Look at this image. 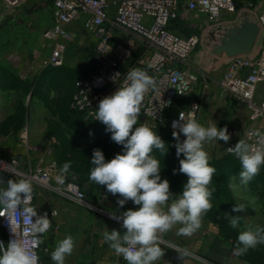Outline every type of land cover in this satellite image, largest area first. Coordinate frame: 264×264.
Returning a JSON list of instances; mask_svg holds the SVG:
<instances>
[{
  "label": "rangeland",
  "instance_id": "1",
  "mask_svg": "<svg viewBox=\"0 0 264 264\" xmlns=\"http://www.w3.org/2000/svg\"><path fill=\"white\" fill-rule=\"evenodd\" d=\"M239 1L241 15L234 16L236 33L247 25H256L253 14L244 13V0L241 4ZM51 24V8L46 5L36 8L28 3L7 14L0 26V160L5 165L16 159L27 175L46 174L55 189L75 186L98 204L111 193L106 186L89 179L90 169L94 167L93 150L101 149L110 161L123 153V146L111 139V133L106 132L102 122L89 121L69 109L76 78L81 72L92 70L95 63L96 41L84 34L79 23L74 28L75 40L67 44L63 65L54 67L51 63L53 43L44 38V31ZM200 24H204V19L190 13L187 21L179 22L178 27L183 34H200L203 30ZM223 30L230 34L231 29ZM213 35L215 39L211 35L204 37L191 56L190 66L196 77L193 93L177 102L156 130L168 144L169 151L163 154L154 150L153 155L164 165L162 178L170 181L171 191L176 195L182 192L188 180L186 174L173 172L179 169L180 159L184 158L183 155L177 157V140L173 137V132H178L173 122L179 121L181 112L186 116L195 113V119L205 126L213 122L221 128L227 126L236 133L237 143L246 140L244 133L255 126L250 119L252 109L248 101L224 86V73L234 56L215 50L229 36ZM113 42L115 47L129 50L134 61L144 54L147 58L150 55L141 38L123 30L116 31ZM229 143L231 139L227 143L215 140L205 144L210 164L217 170L210 186L215 192L213 206L204 215L202 226L192 241L199 256L217 264H264V245L250 249L243 256L233 255L241 231L264 226V166L246 187L234 191L229 185L239 183L241 164L234 154L226 151ZM67 161L72 164L70 173L65 183L59 184L55 177ZM37 187L42 188V185L37 183ZM114 196L122 198L119 194ZM249 197H258L254 208L239 213L232 211L236 203H247ZM128 204L132 209L137 207L132 201ZM227 215L241 217L237 228L231 227Z\"/></svg>",
  "mask_w": 264,
  "mask_h": 264
},
{
  "label": "clouds",
  "instance_id": "2",
  "mask_svg": "<svg viewBox=\"0 0 264 264\" xmlns=\"http://www.w3.org/2000/svg\"><path fill=\"white\" fill-rule=\"evenodd\" d=\"M150 89L159 90L155 78L145 70L132 68L120 88L103 98L94 112L95 120L106 126L111 139L123 146V153L109 161L101 149H94L91 158L94 167L90 169L89 179L106 186L112 195L119 194L122 198L117 203L121 208L129 201L137 206L122 215L112 213L113 219L122 221L123 234L116 229L103 233L110 249L127 264H157L165 255V249L160 245L161 234L176 228L178 235L192 236L201 228L204 215L213 206L215 188L210 186L217 171L210 164L211 157L205 144L215 140L227 143L231 139L227 126L221 128L215 122L205 126L191 113L187 116L180 113L179 121L173 122V128L178 127L179 132L174 131L173 137L177 140V157L183 155L184 158L180 159L179 169L173 172L186 174L188 180L182 192L176 195L171 191L170 181L162 178L164 165L153 155L154 150L166 154L168 144L153 128L138 125L141 104ZM181 133L186 137L183 142L179 141ZM245 135L254 141L241 139L226 150L241 164L239 183L229 185L234 191L246 187L264 166V131L251 129ZM71 166V161L62 165L55 177L59 184L65 183ZM8 167L4 165L5 169ZM6 185L0 188V217L6 218L15 238L7 244L0 241V264H38L36 249L52 222L47 212L41 215L31 204L34 188L30 179H10ZM257 200L258 197H249L247 203H236L232 211L239 213L254 208ZM52 215H55L54 211ZM226 218L233 229L239 226L241 217L227 215ZM258 245H264V226L249 227L239 233L233 255L243 256ZM74 248L72 235L58 241L51 252L54 264H66V257ZM188 254L184 250L183 255Z\"/></svg>",
  "mask_w": 264,
  "mask_h": 264
},
{
  "label": "built area",
  "instance_id": "3",
  "mask_svg": "<svg viewBox=\"0 0 264 264\" xmlns=\"http://www.w3.org/2000/svg\"><path fill=\"white\" fill-rule=\"evenodd\" d=\"M28 3L36 8L42 5L51 8L52 24L46 27L44 38L53 43L51 63L54 67L63 65L67 44L75 40L74 28L79 23L84 34L96 41L95 63L92 70L78 75L70 110L82 114L89 121L100 122L95 120L94 115L100 101L120 88L129 70L140 68L155 78L159 90L150 89L145 94L138 114V125L146 124L154 131L165 122L177 101L193 93L196 77L190 59L195 49L204 37L211 35L215 39L213 33L224 35V28L230 30L236 27L234 16L237 13V16L241 15L235 0H0V26L7 14ZM243 9L244 13L253 14L259 31L250 51L231 59L224 73V86L251 105L250 119L256 125L249 130L259 128L264 131V0H246ZM190 13L204 19V24L199 25L202 33L183 34L180 27L175 28L179 22L187 21ZM118 30L141 38L147 45L146 53H150L148 58L144 54L133 62L129 50L115 47L113 39ZM261 89L263 93L256 104V95ZM191 114L195 118V113ZM229 133V147H234L237 143L234 140L236 133L231 130ZM245 138L249 142L254 141V138ZM184 139L186 137L181 133L180 142ZM6 165L9 166L7 169L0 160V171L7 173L10 179L28 178L32 181V205L36 198V178L49 183L44 188H53L50 177L46 174L27 175L16 159ZM67 189L77 201L85 202V195L77 187ZM53 211L51 215L55 218L58 211ZM13 238L6 218L0 217V241L7 244ZM36 251L38 264H42L43 258L51 253V248L41 242Z\"/></svg>",
  "mask_w": 264,
  "mask_h": 264
},
{
  "label": "crops",
  "instance_id": "4",
  "mask_svg": "<svg viewBox=\"0 0 264 264\" xmlns=\"http://www.w3.org/2000/svg\"><path fill=\"white\" fill-rule=\"evenodd\" d=\"M228 35L229 31L225 32L224 36ZM262 93L263 89L257 93L256 104L259 103ZM38 164L39 162L36 163ZM9 178L7 173L0 171V188H4V183ZM35 192L33 206L41 215L47 212L52 222V227L42 237L43 244L49 245L52 252L57 242L67 235H72L75 239L74 251L66 257V264H127L122 257L117 256L114 250L110 249L108 242L103 239V233L116 229L123 234L125 229L122 228V221L111 216L112 213L122 215L123 212L132 209L128 203L121 208L117 203L118 198L112 194L107 196V199H101L98 204L89 200L87 196L85 202H79L73 198L67 187L59 191L55 187L50 190L43 185L42 188L36 185ZM53 210L58 211V216L55 218L51 215ZM103 216L111 218V221ZM193 236L195 233L192 236L178 235L176 228L161 234L160 245L165 249V255L157 264H217L205 256L198 255L195 242L192 241ZM184 250L189 254L183 255ZM42 264H54L51 253L43 258Z\"/></svg>",
  "mask_w": 264,
  "mask_h": 264
},
{
  "label": "water",
  "instance_id": "5",
  "mask_svg": "<svg viewBox=\"0 0 264 264\" xmlns=\"http://www.w3.org/2000/svg\"><path fill=\"white\" fill-rule=\"evenodd\" d=\"M257 25L250 24L241 29L240 32L233 31L232 34L225 39L224 44L217 46L215 52H225L228 56H236L244 54L252 48L258 35Z\"/></svg>",
  "mask_w": 264,
  "mask_h": 264
},
{
  "label": "trees",
  "instance_id": "6",
  "mask_svg": "<svg viewBox=\"0 0 264 264\" xmlns=\"http://www.w3.org/2000/svg\"><path fill=\"white\" fill-rule=\"evenodd\" d=\"M240 2V4H241V0L239 1ZM235 4H236V8L239 10V7H241V5H239V3H237V0H235ZM243 5H245V2H243ZM175 28H178V25H175ZM132 60H133V62H135L134 61V59H133V57H132ZM78 78V77H77ZM77 78H76V80H77ZM76 80H75V82H76ZM74 88H75V83H74ZM73 92H74V90H73ZM72 95H73V93H72ZM71 98H72V96H71ZM187 97H185V98H183V99H186ZM183 99H181V100H179V101H177V102H180V101H182ZM176 102V103H177ZM69 105H70V103H69ZM70 109V108H69ZM70 112L71 113H74V114H76V115H80V116H83L82 114H79V113H75V112H73V111H71L70 110ZM84 117V116H83Z\"/></svg>",
  "mask_w": 264,
  "mask_h": 264
},
{
  "label": "bare ground",
  "instance_id": "7",
  "mask_svg": "<svg viewBox=\"0 0 264 264\" xmlns=\"http://www.w3.org/2000/svg\"><path fill=\"white\" fill-rule=\"evenodd\" d=\"M233 29V27L231 28ZM225 35V34H224ZM36 181L39 183V184H42L43 186H48V182L44 179H41V178H36Z\"/></svg>",
  "mask_w": 264,
  "mask_h": 264
}]
</instances>
